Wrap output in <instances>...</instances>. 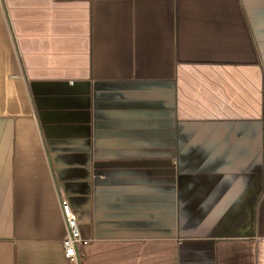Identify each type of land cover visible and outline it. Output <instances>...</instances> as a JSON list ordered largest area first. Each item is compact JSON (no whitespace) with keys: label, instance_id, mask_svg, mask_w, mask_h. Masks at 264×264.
<instances>
[{"label":"crops","instance_id":"crops-1","mask_svg":"<svg viewBox=\"0 0 264 264\" xmlns=\"http://www.w3.org/2000/svg\"><path fill=\"white\" fill-rule=\"evenodd\" d=\"M264 264V0H0V264Z\"/></svg>","mask_w":264,"mask_h":264},{"label":"built area","instance_id":"built-area-1","mask_svg":"<svg viewBox=\"0 0 264 264\" xmlns=\"http://www.w3.org/2000/svg\"><path fill=\"white\" fill-rule=\"evenodd\" d=\"M62 212L67 228V235L63 240L65 259L71 264H80L84 258V249L90 243L81 237L76 216L67 203H63Z\"/></svg>","mask_w":264,"mask_h":264}]
</instances>
